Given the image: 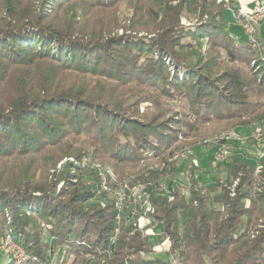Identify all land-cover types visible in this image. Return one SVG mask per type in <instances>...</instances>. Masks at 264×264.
Masks as SVG:
<instances>
[{
  "label": "trees",
  "instance_id": "obj_1",
  "mask_svg": "<svg viewBox=\"0 0 264 264\" xmlns=\"http://www.w3.org/2000/svg\"><path fill=\"white\" fill-rule=\"evenodd\" d=\"M240 20L234 0H0V239L10 230L25 264L61 247L70 264H264V158L233 160L209 187L187 158L189 186L160 187L206 126L264 123V40L236 36ZM83 159L109 163L129 195L142 186L152 211L119 212L107 193L88 204Z\"/></svg>",
  "mask_w": 264,
  "mask_h": 264
},
{
  "label": "rangeland",
  "instance_id": "obj_2",
  "mask_svg": "<svg viewBox=\"0 0 264 264\" xmlns=\"http://www.w3.org/2000/svg\"><path fill=\"white\" fill-rule=\"evenodd\" d=\"M125 5H126V3H125ZM239 10H240V8H239ZM240 15H241V20L239 21V23L241 25L244 17H242L241 12H240ZM182 24L187 26V25H190L191 22H190V20L187 19V17L184 16L182 18ZM261 25H264V24H260V25L256 26V28H255V32H254V37L256 40L255 44L257 43V40H258V37L256 35L258 33L257 28ZM122 33H123V29H120L118 31V34H122ZM166 63L169 66V71H170V75L172 78H174V79L178 78L179 80H183L185 78L183 71L176 70V68L173 65H171V63H169L168 60L166 61ZM163 104H164L165 108H168L169 110H171V112H169L166 115L169 118V120L176 118L177 115L175 114V112L183 109L179 105V103H177V101H173L172 99L164 100ZM147 106H148V104H142L141 108H140L141 112H144V110H146ZM172 126H175V125L172 124ZM259 128H261V130L263 131V134L259 138L260 140L256 141V143H254L255 145H253L252 143L248 142V138L252 137L253 134ZM228 130H234L238 134V136H240L243 139V140H241V142H245L244 146L242 144H240L239 146L242 145L245 148L241 149V150L237 149L234 152V148L231 146V143L232 142L237 143L238 141H236V140L229 141L226 143V148L228 149L229 155H227V158L225 161H219V160H217L216 156L220 150L221 143L216 142L215 137L222 134L223 132L228 131ZM184 140H185V138L182 137V135H179L178 141L176 142V144H174L172 146V148H174V146H176L178 144L179 145L182 144V142H184ZM201 141H205V142L202 143ZM186 147H190V146L188 145ZM183 148H185V147H183ZM183 148L175 149L173 154H172V157H173L175 152H177L178 150H182ZM152 152H153V150H150L144 154H147V156H152L153 155ZM247 152L253 154L252 156H254L256 158H259L260 156H264V123H259V124L257 123V124H253L250 127H239L236 129H229L225 126V124L212 123V124L206 126V128L204 129V131L200 135V140L198 141V144H196L195 146H191V150L187 153L186 159L188 158L189 162H195L196 164H198L199 170L196 173L198 176V179L204 187H209L212 184V178H213V175L215 174L214 173L215 170H217L219 172L221 179L228 178L226 169H227V167L230 166V164L232 163V160H238L240 157H242V155L248 154ZM256 158H254V159H256ZM67 160L74 161L71 158H69V159L65 158L63 161H61L57 165V168H60L62 162L67 161ZM177 161H178V165H179V172L177 174H175L174 176L169 177L166 180L168 183V185H167V183L165 182L167 189L170 188L169 186L172 183V181H174V180H176L177 182L183 183L184 186H189V184H190V183L188 184V181H189L188 174H187L188 168L185 167V163H184V161H187V160L181 159V160H177ZM99 164H101L103 167H105L106 169H108L110 171V174L108 175V180H109V186H110L112 192H115L121 184L122 185L125 184V182H122V181H120V182L115 181L117 176L114 174V172H112L113 169L109 163L104 162L102 164V163L97 162V161H92V160L88 161L86 159H83L82 165L85 168L83 175H84V181L86 184L93 185V182L95 180H97V168H96V166ZM112 174H113L112 181L115 183V187L111 186L112 181H110V177ZM169 182H170V184H169ZM185 189H187V188H185ZM95 191L97 192V194L95 193L96 196L93 199H91L88 204H93V203L97 202L106 193L109 194L110 197L114 196V194H112V193L102 192L98 186H96ZM184 191L186 192V191H188V189L184 190ZM217 206H220V205H217ZM42 223H41V225H42ZM42 227L45 230L44 236L46 237L47 224H46V227H44L43 225H42ZM153 230L155 232V227L153 229H151V228L146 229V231H144L143 233L146 235L147 233H150L151 231L153 232ZM9 231L10 230L7 229V231L5 232L3 237L0 239V264H2L3 260L4 261L8 260L7 259L8 257L6 256L7 253H6V251H4L5 250L4 244H5L6 237L10 234ZM155 244L156 245L154 246V249H155L154 255L163 256L164 252L167 248V242L165 241V242H159V243H155ZM54 250L55 251L53 252V264H70V261H68V262L64 261L65 260L64 259L65 249L63 247L55 248ZM147 257H151V255H148Z\"/></svg>",
  "mask_w": 264,
  "mask_h": 264
},
{
  "label": "built area",
  "instance_id": "obj_3",
  "mask_svg": "<svg viewBox=\"0 0 264 264\" xmlns=\"http://www.w3.org/2000/svg\"><path fill=\"white\" fill-rule=\"evenodd\" d=\"M247 4L248 3H242L240 5V12L242 13V17H244L241 25L249 42L254 45L256 42L254 37L255 28L260 24H264V0H254L253 8L248 7ZM262 134L263 131L261 130V128L257 129V131L252 136L255 142L260 140L259 138L262 136ZM232 140L241 141L243 139L240 136H238V134L234 130H228L215 137V141L221 143L220 150L216 156L217 160L219 161L226 160L227 155H229L228 149L226 148V143ZM190 150L191 147H185L182 150H178L177 152L174 153L173 157L170 160L177 161L181 159L182 160L186 159L187 153ZM96 168H97V180H95L94 182L97 184V186L102 192H108L114 194V197L116 198V206L119 212L123 210L125 202H127V204L129 205H133L135 204L136 200L143 202V206L146 212L152 211L151 205L147 199L146 193L144 192L142 186L135 187L130 195L127 194L126 192L127 184L124 185L121 184L115 192H112L108 180V175L110 171L105 167H103L101 164L97 165ZM258 168H260V165L258 166ZM165 182L167 183V181H162L160 183V187L165 189V191L167 192L168 189ZM169 198L170 200H173L172 196H170ZM133 216H138L137 224L139 227H141L144 215L143 216L139 215L138 210H134ZM119 220H120V215H117V221L119 222ZM42 225L46 227L44 223H42ZM117 234H118V228L115 229V234L111 238V244L108 246L107 252L109 254H111L112 252L111 246L117 240ZM4 249H5L4 251H6L7 253L5 254L8 257L6 264H25L29 259L24 249L19 244L14 242L9 236L6 237ZM54 251L55 250L53 249L51 251V254L47 256L46 258L47 264H53Z\"/></svg>",
  "mask_w": 264,
  "mask_h": 264
},
{
  "label": "crops",
  "instance_id": "obj_4",
  "mask_svg": "<svg viewBox=\"0 0 264 264\" xmlns=\"http://www.w3.org/2000/svg\"><path fill=\"white\" fill-rule=\"evenodd\" d=\"M242 3H248L247 5H248V7H251V8H253L254 7V0H234V4L238 7V8H240V5L242 4ZM232 28V31L234 32V34L236 35V36H238V37H244L245 36V38L247 37L246 36V34L244 33V31H243V28H242V25H240V23H239V21H238V23H236L234 26H232L231 27ZM257 31H258V33L256 34L257 35V37H258V40L259 39H262V40H264V25H261V26H259L258 28H257ZM263 46H264V43H263ZM256 143V142H255ZM240 144H242L243 146H244V144H245V142H241V141H238L237 143L236 142H232L231 143V146L234 148V152L238 149V150H241V149H244L245 147H243L242 145L241 146H239ZM253 145H255L254 143H252ZM252 146V145H251ZM248 153V152H247ZM248 154H250V155H253V154H251V153H248ZM244 155H246V154H244ZM244 155H242V157H240L238 160H240V159H242L243 157H244ZM252 157H254V156H252ZM254 158H256V157H254ZM262 158H264V156H260L259 158H256L255 160L257 161V164L259 163V161L262 159ZM259 159V160H258ZM238 160H235V161H238ZM233 161V160H232ZM232 164V163H231ZM230 164V165H231ZM227 172V171H226ZM227 175H228V173H227ZM175 181V180H174ZM173 183V182H172ZM186 190V189H185ZM183 192L185 193V191L183 190ZM187 192V191H186ZM155 232H154V230H153V232L155 233V234H160V233H162L163 232V230H164V228H163V225H162V223H158V224H156L155 226ZM153 227V228H154ZM152 228V229H153ZM2 264H6V260L4 261L3 260V262H2Z\"/></svg>",
  "mask_w": 264,
  "mask_h": 264
}]
</instances>
